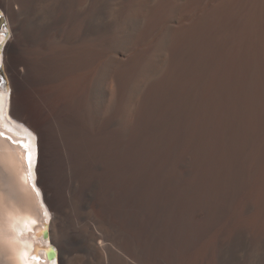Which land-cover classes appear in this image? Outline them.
<instances>
[{
    "label": "rangeland",
    "instance_id": "1",
    "mask_svg": "<svg viewBox=\"0 0 264 264\" xmlns=\"http://www.w3.org/2000/svg\"><path fill=\"white\" fill-rule=\"evenodd\" d=\"M116 1H85L82 30H77L73 45L65 37L69 29L66 24L59 41L48 37L51 40L22 48L19 35L12 31L5 11L0 9L3 14L0 33L4 26L7 31L1 47L4 62L0 83L6 87L18 117L36 133L35 183L42 193L44 205L47 206L46 185L52 178L53 168L78 176L92 174L98 179L95 200L99 207L104 206L102 210L98 208V215L102 217L106 211L113 217L119 215L128 230L142 242L154 240L165 248L173 264H182L199 242L227 222L229 200L243 182L244 164L229 139L232 125L227 121L218 132L212 156L204 165L192 166L188 174L180 168L175 172L168 168L180 159L189 113L205 105L213 89L218 91L225 111L229 110L232 101L241 93L243 78L252 60L264 93V9L261 10L260 0H142L147 31L140 40L122 51L113 44L121 33L131 28L127 20L136 1L120 0L114 5ZM177 4L183 5L180 16L188 23L187 33L178 49L180 61L177 66L196 65L203 70V82L208 91L203 98L193 101L190 112L183 119L171 125L165 145L156 153H150L146 144L151 130L177 103L180 79L159 91H149L139 103L128 105L122 117L128 128L125 135L115 123L119 110L102 103L95 92L94 77L102 60L121 52L129 58L135 74L152 62L155 43L170 23L171 10ZM255 7L262 12V17L256 19L257 30L249 21ZM81 42L94 48L92 57L78 64L73 58V50ZM114 80L109 77L104 87L111 90ZM121 82L122 86L126 81ZM263 106L259 114L263 113ZM90 114L96 116L94 124L89 121ZM40 147L42 154L39 157ZM49 196L54 197L53 192ZM47 208L50 213L47 223L50 224L52 214ZM169 212L186 215L181 230L172 229ZM99 231L104 236L92 232V228L84 234L79 232L83 246L74 250L73 264H120L109 235L104 230ZM49 242V246L60 254Z\"/></svg>",
    "mask_w": 264,
    "mask_h": 264
},
{
    "label": "bare ground",
    "instance_id": "2",
    "mask_svg": "<svg viewBox=\"0 0 264 264\" xmlns=\"http://www.w3.org/2000/svg\"><path fill=\"white\" fill-rule=\"evenodd\" d=\"M85 1L0 0V9L5 11L12 31L19 35L22 48L51 40V37L59 41L61 35H64L66 24L69 29L66 30L65 37L73 45L77 30H82L81 18ZM135 1L134 11L127 20L131 28L121 33L113 44L122 51L140 40L147 31V15L140 3L142 0ZM260 2L263 10L264 0ZM182 7L183 5L177 4L172 8L171 21L155 43L152 62L147 63L138 74H135L134 69L131 70L129 58L121 52L102 60L94 77L96 94L103 100L102 103H108L103 105L119 110L115 123L125 135L128 134V128L122 117L128 105L137 104L149 91H159L177 78L180 79L177 103H173L174 106L169 108L164 117L161 116L162 120L158 119L161 122L152 128L147 144L145 143L146 150L150 153H156L165 145L171 125L183 119L190 112L193 101L208 91L203 82V70L196 65L181 68L177 66L180 61L178 49L188 27L187 21L180 16ZM261 10L253 8L249 16V21L256 30V19L262 17ZM3 40L6 38L0 36L1 66L4 62L1 52ZM80 45L73 50V58L78 64L92 57L90 55L94 48L88 43ZM256 69L254 61H250L247 70L245 69L241 93L233 101L230 99L232 103L229 110L225 111L218 91L213 89L207 103L189 113L180 159L168 168L171 172L180 168L188 174L192 166L204 165L213 151L218 132L227 121L232 125L229 139L244 164L243 172L240 171L243 173V182L229 200L227 222L199 242L182 264H264V110L259 114L264 93ZM109 77L115 79L111 90L103 85ZM121 80L126 81L122 86ZM89 121L94 124L96 116L90 114ZM0 127L7 128L12 139L21 143H13L0 135V264H73L74 250L82 248L81 236L89 228L102 236L104 234L99 229L109 235L110 245L120 264H173L161 244L154 240V243L149 240L142 242L128 230L124 219L121 220L119 215L113 217L107 211L102 217L98 215L97 211L104 209V206L99 207L95 200L98 179L92 174L78 176L59 171L58 168L52 169V178L46 185L45 193V201L52 214L50 224L47 223L50 219L48 208L42 201V195H38L30 184H35L34 170L38 150L36 133L18 117L3 83H0ZM29 153L32 157L31 165L27 160ZM51 192L54 197L49 196ZM43 212L46 213L45 216ZM169 213L168 221L172 229L181 230L186 215L183 212ZM80 231L83 233L79 235ZM48 239L59 249L60 254L52 246L44 247L45 244H50Z\"/></svg>",
    "mask_w": 264,
    "mask_h": 264
},
{
    "label": "snow or ice",
    "instance_id": "3",
    "mask_svg": "<svg viewBox=\"0 0 264 264\" xmlns=\"http://www.w3.org/2000/svg\"><path fill=\"white\" fill-rule=\"evenodd\" d=\"M0 61H2V56H0ZM31 159H32V157H31V154L29 153L27 156V160H28L29 165H31ZM36 258L39 259V257H36Z\"/></svg>",
    "mask_w": 264,
    "mask_h": 264
},
{
    "label": "trees",
    "instance_id": "4",
    "mask_svg": "<svg viewBox=\"0 0 264 264\" xmlns=\"http://www.w3.org/2000/svg\"><path fill=\"white\" fill-rule=\"evenodd\" d=\"M41 148V150H40V152H39V157L41 156V154H42V147H40Z\"/></svg>",
    "mask_w": 264,
    "mask_h": 264
},
{
    "label": "water",
    "instance_id": "5",
    "mask_svg": "<svg viewBox=\"0 0 264 264\" xmlns=\"http://www.w3.org/2000/svg\"><path fill=\"white\" fill-rule=\"evenodd\" d=\"M0 72H1V63H0Z\"/></svg>",
    "mask_w": 264,
    "mask_h": 264
}]
</instances>
